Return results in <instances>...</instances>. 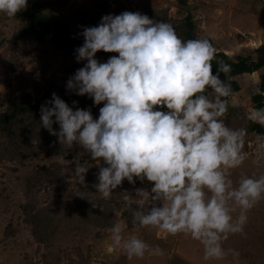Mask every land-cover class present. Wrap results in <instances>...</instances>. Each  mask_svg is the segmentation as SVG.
<instances>
[{
    "label": "clouds",
    "instance_id": "clouds-1",
    "mask_svg": "<svg viewBox=\"0 0 264 264\" xmlns=\"http://www.w3.org/2000/svg\"><path fill=\"white\" fill-rule=\"evenodd\" d=\"M28 0H0V13L15 17ZM77 62L85 61L66 88L103 103L93 119L90 109L70 107L55 93L40 107V124L60 144L79 146L99 168L96 192L107 200L113 190L134 178L151 182L150 190L123 192L132 209L134 230L116 220L104 252L119 250L129 259L160 256L139 229L168 235L184 234L203 247L204 260H223L229 253L223 241L242 233L248 213L264 199V174L232 173L242 167L247 129L230 127L224 116L234 95L228 80L212 73L216 49L208 38L181 39L174 27L140 12L104 15L98 25L84 27ZM117 53L98 62L97 52ZM231 66L219 62L217 73ZM255 94L264 95L259 87ZM167 110H160V108ZM75 108V110H74ZM246 120L264 127V107L246 112ZM59 131L53 130V124ZM252 164L264 163V135L256 137ZM61 162L64 158L61 157ZM88 167L77 162L74 174L81 184ZM102 211V209H101Z\"/></svg>",
    "mask_w": 264,
    "mask_h": 264
},
{
    "label": "rangeland",
    "instance_id": "rangeland-1",
    "mask_svg": "<svg viewBox=\"0 0 264 264\" xmlns=\"http://www.w3.org/2000/svg\"><path fill=\"white\" fill-rule=\"evenodd\" d=\"M30 1L40 4V12L59 25L49 33V37L63 35V42L53 44L47 38L36 42L25 29L30 23L27 18L7 17L0 13L1 116L10 114L11 102L19 97L24 100L28 97L30 105L28 109L24 106L25 112L33 117L36 113L34 105L41 99L49 101L53 93L62 100L73 97V91L66 88L67 81L86 62H77L76 55L66 54L65 45L70 46L74 38H80V31L84 27L98 25L104 15L130 11L140 12L158 21H162L163 16L177 21L190 14L194 23L193 37L208 38L216 49L215 53H223L233 62L238 59L256 62L260 56L256 50L264 47V0H185L184 6H180L178 0ZM113 55L118 54L104 56L100 51L95 58L98 62H106ZM262 73L259 70L231 79L238 90L229 98L230 105L240 107L245 115L253 108L251 97L255 95L254 89L259 87ZM231 88L233 90L234 87ZM82 98L93 102L87 95ZM25 112L21 116L24 121L28 118ZM8 127V124L0 126V264H264V199L249 211L243 232L230 235L223 241L222 246L226 250L239 253L236 258L229 253L223 260L206 261L203 259V247L198 241L184 234L168 235L149 228L139 229L138 234L149 245H158L162 249L160 256L146 254L144 258L129 259L119 250L106 254L103 249L110 237V228L87 224V220L82 221L77 214L67 215L58 224L54 222L56 232L45 241L39 240L32 231L37 226L25 221L31 218L25 207L29 205L34 208L33 214H36L39 209L48 207L50 202L64 203L67 195L69 198L70 193H76L86 184L95 190L91 202L97 203L102 197L94 185L98 183L96 177L103 165L102 162L98 165L94 160L87 162L88 153L82 148L60 144L55 135L51 134L50 138L46 133L39 140L23 136L21 143L26 146L19 148L14 156L8 149ZM17 130L13 128L12 134H18ZM53 130L58 132L59 126H53ZM58 151L63 153L64 162H61L62 156ZM244 151L249 154L248 158L241 168L233 171L234 180L241 174H264V163L256 166L251 162L257 151L256 140L247 143ZM67 153L76 155L79 163L88 167L83 184L77 181L74 174L77 162L73 164L74 158H66ZM22 155L24 159L19 161L18 157ZM151 186L147 180L134 178L133 184L122 181L109 198L112 200L113 223L123 220L127 225L125 216L122 217L125 208L123 192L134 196L136 188L150 190ZM96 215V211L91 213L93 217Z\"/></svg>",
    "mask_w": 264,
    "mask_h": 264
},
{
    "label": "trees",
    "instance_id": "trees-1",
    "mask_svg": "<svg viewBox=\"0 0 264 264\" xmlns=\"http://www.w3.org/2000/svg\"><path fill=\"white\" fill-rule=\"evenodd\" d=\"M178 3L180 6H184L186 4L185 0H178ZM27 6L29 8H26L22 13H18L16 17H22L27 18L29 20V25L25 28L28 32L30 38H33L36 42H42L44 38H47L50 42L53 44H61L63 42L62 36L63 35H55L53 38L49 37V33L53 32L58 28L59 25L52 23L47 16L43 15L40 12V4L33 3L32 1L28 0ZM156 18V16L154 15ZM162 21H165L169 24H171L174 29L176 30L177 35L181 39H191L195 38L192 35V31L194 29V23L192 22V19L190 17V14L186 15L184 18L179 19L177 21L171 20V19H165V16H163ZM85 25V24H84ZM61 27V26H60ZM83 29L80 31L82 33ZM83 44V36L80 38H74L71 42V45H65L67 48L65 53L66 54H74L75 49L79 47V45ZM103 52V51H101ZM257 53H259V57L256 62L249 61L247 59H238L236 62H233L229 60L223 53H215V59L212 61V73L217 74L222 81L228 80V82L233 86V92H236L238 90L237 85L235 81H231L236 76H240L243 74H252L254 72H257L259 70H262L263 73L260 75V83L259 88L261 89V92L264 93V47H259L256 50ZM109 53H104L103 55L106 56ZM223 62L231 66V71L228 73H217V67L218 63ZM27 97V96H25ZM60 97V96H58ZM86 99L82 98V96L77 95L75 92H73V97L64 99L65 103H67L70 107H73V101L76 102L75 107H78L80 109H90L91 114L93 116V119L98 118L99 116V108L103 106V103L99 105H94L93 102H90ZM264 98L261 94H255L251 97V102L253 103V107H264ZM45 100L41 99L39 103H37L34 108L35 110V117L29 116L25 112V105L27 106V109L30 105V100L28 97L24 100L23 97L17 98L15 101L11 102L12 111H10V114L1 116L0 114V126H4L8 124V134L7 137L9 139V146L8 149L11 150L12 155H16L19 148L21 149L22 146H26V144L21 141L23 140V136H30L31 139L37 138L40 139L41 135H44L45 133L50 136L51 134L43 127H41L40 124V107L42 104H45ZM33 106V105H31ZM33 109V107H31ZM161 110H167L166 108L161 107ZM75 110V108H74ZM26 113L28 118L24 121L22 114ZM245 113L241 110L240 107H233L232 105H228V111L224 116L225 123L234 128L238 127H244L247 129V136L245 137V146L246 148L247 143L253 142L256 140V137L258 135H264V127H261L258 124L249 122L245 118ZM12 126V127H11ZM54 127H57V124H53ZM17 128L18 134L13 135L12 129ZM7 129V130H8ZM3 130V129H2ZM50 142H52V139H49ZM49 142V143H50ZM35 154V152H33ZM59 156L64 157L63 153L61 151H58ZM24 155H27V153H24ZM66 158H74L73 164L75 162H79V159L76 155L67 153L65 155ZM19 161H22L23 155L21 157H18ZM93 161L89 155H87V162ZM22 163V162H20ZM106 166V165H103ZM53 175V174H52ZM55 176V175H54ZM87 183V182H86ZM62 184H65L62 182ZM95 190L86 184V187L79 188L76 190V193L69 194L66 196V201L64 203H61L60 201H55L54 203H49L47 206L43 209H39L36 214H33L34 208H30L29 205L25 208L28 209V215H30L31 218L25 220L28 222L31 226L36 225L37 228L33 227L32 231L34 236H38L39 240L45 241L48 236H51V234H54L57 230V226L53 227L59 222H62L67 218V215H78L79 218L82 221L87 220V224H95L99 227H105V228H111L113 224V216L111 215L113 212L112 209V200H105L103 198L99 199L97 203H92L91 198L92 194H94ZM137 207L136 204L131 205V208H124L122 211V217L125 216L126 223H127V229H132V209H135ZM24 208V210H25ZM102 209V211H101ZM108 210V213L107 211ZM97 212V215L95 217L91 216L92 212ZM104 212L107 213V215H102ZM73 218H75L73 216ZM90 219V221H88ZM55 222V223H54Z\"/></svg>",
    "mask_w": 264,
    "mask_h": 264
},
{
    "label": "crops",
    "instance_id": "crops-1",
    "mask_svg": "<svg viewBox=\"0 0 264 264\" xmlns=\"http://www.w3.org/2000/svg\"><path fill=\"white\" fill-rule=\"evenodd\" d=\"M160 258H161V257L158 258V263H159V259H160ZM189 261H190V260H189ZM165 263H166V262H165ZM186 264H187V263H186Z\"/></svg>",
    "mask_w": 264,
    "mask_h": 264
}]
</instances>
